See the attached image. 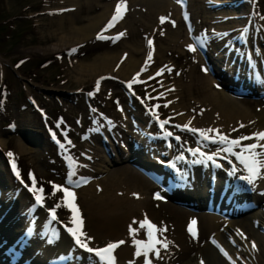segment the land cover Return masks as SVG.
I'll return each mask as SVG.
<instances>
[{
	"label": "bare ground",
	"instance_id": "1",
	"mask_svg": "<svg viewBox=\"0 0 264 264\" xmlns=\"http://www.w3.org/2000/svg\"><path fill=\"white\" fill-rule=\"evenodd\" d=\"M47 1L49 4L43 9L47 15L48 13H51L52 19L48 21L49 23L53 24L54 29L49 31V36L46 37V40H49L52 37V39H55L57 44L52 46L36 47L34 49L40 51V53L43 55L49 54L54 50H60L69 43L72 44L68 45L66 49L75 46L76 51L74 53H78L83 47L90 45V43H95L94 34L99 29H103V25H107L108 21L113 15V7L118 2V0H113V2L106 3L104 5L99 3L101 12L95 15L93 18H86V23L84 25L77 26L71 20L72 15L75 14V12L80 8H83L85 13L89 12L93 5H98L100 0ZM178 1L179 0H126L127 11L125 12L123 19L116 23L115 27H113L114 29H112H124L126 27L125 19L129 14L130 9L134 8L135 5H145V7L148 9V14L147 16H145V14H139V19L136 20V23L138 21V24L143 25L144 30L150 27V35L154 33L153 24L154 26H157L155 29L156 39H154L153 42V64H155L156 61H162L161 59L164 58V54L167 52L188 53V40L185 24L192 23L193 31L198 34V28L195 27V21L199 17V14L201 15V12H199L200 10L203 12L204 20L207 19L209 22H214V19H217V22L221 24L219 26L220 28H216L217 30H214L215 28L210 26L209 30L211 31L209 33L232 28L249 29L248 27L244 26V22L247 20L249 13L244 14L241 10L238 11L236 9L230 8L231 5H228L227 7V10L229 11L225 10L227 13L214 15L213 10H211L209 7H206V0L203 1V5L197 3V0H187L185 11L181 15L180 6L176 3ZM200 1L201 0H199V2ZM213 1H221L224 5L229 2V0ZM259 6L257 7L258 11L260 10ZM68 9H70V11H67ZM218 9L223 10L221 7ZM215 10L216 9H214V12ZM258 11L255 13V17H250V25L252 26L250 29H264V21H262V19L260 20L258 18L259 16H256L258 15ZM85 13L82 14L83 17ZM153 15H157L155 21H151L152 18L150 19V17ZM225 15L230 17V21L225 22L223 20ZM259 15L261 17L262 13ZM243 16L244 18H241L240 20L242 22H234L235 20L233 18L239 20L238 18ZM160 17H168L169 19L167 21L170 23H172L171 21H174L177 25V27L174 26L175 28H171L170 25L166 26L164 29L169 30V32L165 37L160 33V30L164 24L162 27L158 25ZM74 19L76 20L75 17ZM133 22L135 21H132L130 24L128 21V29L134 28H132ZM230 22L233 23L234 26L231 25L232 27L228 26L226 28L222 27L221 29V26L225 25V23L231 24ZM38 25L40 27V24ZM117 32L119 31H116L115 33ZM115 33L107 34L111 35ZM259 36L260 34H258V37ZM208 41L212 44H215L214 46L217 50L207 51L205 52V56L209 62V65L213 66L214 72L218 76L221 86L218 89L212 87L215 81L210 74L206 72L203 73L201 71L202 67L205 68V63L197 52L189 53L191 60H189L185 68L183 67L179 69V75L175 76L172 75L175 61L171 60L170 58H165L161 64H165V66L170 68L171 71L165 70L163 74L159 76V91L161 94H163L165 100L169 101L166 110H170L176 122L181 125H186L189 121H191V127L193 128L200 129L203 127L202 129H218L221 134L226 135L229 138L250 136L253 133L264 131V99H252L226 91V89H228L226 87L233 85L237 87L240 83H243V85L240 84L241 87L237 90L246 91V89H249V87L245 86L246 82L248 81L244 71H240L241 69L237 62L234 60V62L230 64L229 62L231 56L226 57L224 51L220 50L223 43V38L219 37L215 39H209ZM123 48H126L124 49V52L128 51L130 53L126 60L122 57L123 51H121V53H112L111 51H106L97 55L92 60L89 59L81 61L82 63H80L79 66H77L78 68H76L77 75L80 79L89 80L92 74L95 75V73H97L91 80L93 82L101 75L116 76V74H120L124 75L125 78L127 77V79L130 78L133 73L144 66L149 48L144 44L140 47L136 41H132ZM120 59L121 61L123 60V62L120 61L118 63ZM117 63L118 66L116 71L112 72V68ZM152 66L147 67V70ZM156 68L157 67H155V69ZM147 70L144 71V73H142L138 79H143L150 75L151 73L148 74ZM153 72L154 70L152 73ZM222 72H226V74ZM166 73H169V76H166ZM120 79H122V76ZM80 81L83 82L85 80ZM102 86L103 85L101 84V87ZM169 89H174V91H169ZM201 106H205V109L202 112L198 111V108ZM179 111H182L180 116L176 114ZM122 114L117 115L116 113L113 116L115 118L112 119V135L118 140L121 148L125 150L122 153L126 152L124 145L125 143H136L138 146L137 148L132 149V152H134L135 155H138L140 154L139 151L143 152L146 144L143 142V139L140 137V135H138V133L133 134L132 125H128L129 119H127V117L137 119L139 118L140 121H144L145 124H148V116L146 113H144L142 114L143 118H141V115L139 117V115H134L132 112H130L126 114L124 118V115L122 116ZM241 124L245 125V127L241 128ZM15 127L18 128L16 125ZM24 129L26 128L23 126L19 130L23 131ZM234 129H236V131H234ZM124 130H129V132L124 133ZM85 134L87 140H82V154H80L78 161H81L83 164H85L86 168L80 169L79 174L91 177H95L97 175L100 176L99 174L105 171L104 168L110 161L101 149L102 147L100 148L98 146L96 137L91 132H86ZM209 135H213V133H210ZM108 139L109 137L106 138V140ZM107 142L112 151H114L115 148L117 149V145L113 144L112 140L109 139ZM261 143H264V141H261ZM1 144H3V141H0V145ZM23 144L19 140L16 141L15 151L18 154H25V152H28L27 147ZM83 155L89 156V160L83 159ZM135 155H133L134 159L136 158ZM152 156L154 157V155ZM119 157L116 158L119 159ZM140 160L145 161L147 158L146 156H143V159ZM1 164L2 160L0 161V165ZM109 171V177L100 179L98 181H91L86 185L76 189L74 193L75 201L78 199L77 196L80 195L81 201H83V210H85L87 214V218L83 219V231L87 228L86 230L89 236H93L94 238H98L102 234L104 235V233H110L114 235L119 234L121 237L123 236V238L119 237L112 240L117 241L123 239V241H125V243L115 249L113 253L116 258V264H129L130 261H133L134 264H141L145 259L143 256H135L136 248L133 244V236L129 234V225H132L133 228L139 229L135 238L139 240H145L143 237L144 229H140L138 224L134 225L132 222V217L135 216L134 214L139 211L143 212L141 221L145 219L144 211H147L149 212L150 216H152L151 220L155 225H157L158 228H167V231L163 232L162 235L158 234V238L161 240L166 238L167 241L170 242L169 247L167 250L161 248L160 259H156L152 253H150L149 258L152 260V264H200L201 260L204 261V264H228L226 259L221 256L222 251H225L228 256H231L232 258L239 256L244 264H264V236L258 233V228L264 227V206L261 205V203H258L259 196L257 195L258 190L264 189V178H259L258 185L252 190V196L250 199L254 207L248 212L241 213L243 215L237 219H229L206 214L204 211L190 210L189 208L177 205L167 200H152L151 191L148 192L153 188L152 183L140 175L130 164L123 165L119 168H113ZM1 181H3V184L5 185L4 189L2 188ZM96 185H101L100 192L98 190L95 191ZM191 185L196 187L194 184ZM93 186H95V188ZM0 187L2 188V195L4 197L3 199L8 197V194L13 195L15 190L19 191L17 195V203H13V205L8 207L10 209H7V212L5 211V207L2 206L0 212V235H3V237L0 240L1 242L7 238L5 237L7 226L13 223L12 221L14 220H23L22 216H20V212L22 211L20 206H23L24 203H26L27 196L23 190H21L18 185L12 181L8 174L5 173L4 168L0 170ZM197 189L194 190L193 188L194 191L192 189H187L178 194V197L181 196L183 199L196 201L198 200ZM147 194L149 195V199L146 198ZM263 199L264 195L260 201ZM57 204H61V207L58 209H65L61 201H58ZM152 204L158 207L157 210H153L151 208ZM10 217L16 218H14V220L12 219L11 221ZM193 219L197 220L196 239L191 237L187 230L188 222ZM182 221H185L186 223V231L182 230L184 228L181 226ZM222 222L226 223L222 224ZM254 223H257V229L253 228ZM220 224L221 226H219ZM209 233L212 234L215 245H211L208 241H206L204 244L196 243V241L202 238L204 234L207 236ZM240 233L245 234L246 238L243 239ZM105 239L107 241H104V244L111 242L108 241V236ZM231 242L234 243V246L231 245ZM253 242L256 244V250H253L250 247ZM94 243L95 242L92 240L89 243V246L97 247L94 245ZM175 245H177L180 249L178 252L174 251L173 249ZM69 247V239L65 235L60 234L51 246H47V249L42 246L39 248L36 247L34 251L37 253H32L31 256L24 255V259H22L23 256L14 258L9 254L6 256L0 255V257L5 264H17L20 262V260H26L27 257L30 258L28 264H63L64 261L60 262L57 255L63 253L62 251H66V249ZM173 254L177 255L176 258H173ZM65 261L66 262L64 264L71 263L69 259ZM236 262L237 264H241L238 260H236ZM74 263L90 264L91 260H87L85 256H83L81 261H76Z\"/></svg>",
	"mask_w": 264,
	"mask_h": 264
},
{
	"label": "rangeland",
	"instance_id": "2",
	"mask_svg": "<svg viewBox=\"0 0 264 264\" xmlns=\"http://www.w3.org/2000/svg\"><path fill=\"white\" fill-rule=\"evenodd\" d=\"M197 1H198L197 3L203 5V1L205 0H201L200 2L199 0ZM111 2H113V0H100V2H98V5L97 4L93 5L92 8L87 13H85L83 8H80L75 12V14L72 15L71 20L77 26L84 25L86 23V18L89 17L93 18L95 15L101 12V7H99L100 6L99 3H102L104 5L106 3H111ZM48 4L49 2L47 0H0V141H3V144L0 145V161L2 160V164L0 165L1 167L0 170L3 169L4 156L10 157L8 153H12L13 155L11 157L18 164L22 177L27 182L32 184V181L29 178V174L31 173L32 175H34L36 180V187L37 188L42 187L44 190L43 195L45 197V200L47 199L46 204H48V206L54 207L60 199L61 192H57L55 195H52L53 185L62 184L64 169L60 161L54 155L53 147L48 142L47 132L44 130L43 127L44 125L40 121V117L35 113V111H33L31 106L29 105V99L30 98L34 99L36 103L44 110L45 112L44 118L47 120V124L51 125V127H53L54 123H60L62 121L71 127L70 136L72 137L73 144L70 147V151L73 154V156L78 157L81 153L80 149L83 143L82 142L83 133L89 132V130L88 131L86 130L92 128L90 126L91 119L87 113L86 106L83 103L82 96L84 94L89 93V91L91 90L93 83V81L91 80L97 73H95V75L92 74L89 80L80 79L76 73V68H78L77 66H79L80 63H82L81 61L89 60V59L92 60L97 55L104 53L106 51H111L112 53H121V51H123V53L127 54L126 58L124 54L122 55V57L126 60L130 53L128 51L124 52L125 51L124 49L126 48L123 47H125L132 41H136V43L139 44L140 47L143 44L145 45V37L150 36V30H149L150 27L144 30L143 25L138 24L139 23L138 21L136 23V20L139 19V14H143V15L145 14V16H147L148 9L145 7V5H141V4L137 6L135 5L136 8L135 7L131 8L130 12L132 13L129 12V14L126 17L127 20L125 19L126 27L124 29H120L126 32V35L121 39H119L118 41L116 42H111L110 40H109L110 42L95 41V43L93 44L90 43L91 46L87 45L83 47L80 52L73 53L71 55L66 54L67 51L66 48L68 47V45L72 44L69 43L66 44L65 47H63L60 50H54L49 54L43 55L40 53V51L34 49L36 47L50 46V45L52 46L57 44L55 39H52V37L49 40H46V37L49 36L48 35L49 31L54 29L53 24L49 23L48 21L52 19L51 13H48L47 15L43 9ZM205 5L207 4L205 3ZM258 6L260 7V12L262 13V16H264V0H258ZM211 10H213L214 15L227 13L225 12V10L229 11L227 10L226 5L225 8H223V10L218 8L215 10V12L214 9ZM199 12H201V15L199 14V17L196 19L195 21L196 25L194 23L195 27L198 28L197 29L198 31L209 29L210 26L214 27L215 30H217L216 28L221 25L217 22L218 21L217 19H214V22L212 21L209 22V20L207 21V19L204 20V15L202 10H200ZM83 13H85L84 17L82 16ZM156 16L157 15L151 16L150 17V19L152 18L151 21L152 20L155 21ZM74 17L76 18V20L74 19ZM225 17L227 16L225 15ZM128 21L130 24L132 21H135L132 24V28L134 27L133 29L127 28ZM224 21L228 22V20L227 21L224 20ZM262 21H264V19H262ZM38 24H40V27ZM158 25L161 27L163 25L160 23V19ZM168 25H170L171 28L177 27L176 23L174 27L172 23L166 21L160 30L161 31L160 33H163L162 35L164 37L169 32V30L164 29ZM231 25L233 24L225 23V25L221 26V29L222 27L226 28ZM156 27L157 26H154L153 24L154 33H152L151 36L154 39H156V34H155ZM120 30H112L107 33H115L116 31H120ZM172 53L173 52L165 53L164 58H162L161 60L163 61V59L165 58L166 59L170 58L171 60L175 61L173 66L174 70L172 73V75L175 76V75H179L178 73L179 69L183 67L185 68L187 66L189 60H191V57L190 54L186 52L173 53V55ZM56 55H58L59 57H55ZM162 61H156L155 64H153L154 67L152 66L147 70L148 74L152 73V71L155 70V67L161 66ZM114 71H116V67L112 68V72ZM121 76L122 79H120ZM166 76H169V73H166ZM116 78L118 80L127 79V77L125 78L124 75H120V74H116ZM157 78L159 79V84H160V78L159 77ZM80 80H85V81L81 82ZM101 84L103 85L102 86L103 91L101 90L93 98H90L91 105L94 106L100 113L111 116V118L113 119L115 118L113 116L116 113L117 115L123 113L122 116L124 115L125 118V115L130 113V111H132V114L139 115V117L141 115V118H143L142 114H144V112H142V110L139 109L135 103L126 100V97L124 96V93L118 81L108 80L101 82ZM157 85H158L157 80L156 81L154 80L152 82V86L150 87H144V86L138 87L137 93L140 95H146L147 97H150L155 91L151 93H147L148 90H150L151 87ZM74 91H77V93L74 94L73 93ZM157 92H160L159 89L157 90ZM65 93H70V95L68 96L64 95ZM159 98H162L163 101H166L165 97L161 94ZM162 100L159 99L160 102L165 103ZM118 104L123 106L121 112L117 111L116 109V105ZM204 109L205 106H201L198 108V111L202 112L204 111ZM158 111L162 117L171 116V111L166 110V107H164V105L159 106ZM127 119H129L128 125L131 120H134L136 123L138 121L141 123V125L138 126L137 129H134V127H132L133 134L138 133L139 130H141L144 133L145 131H147L148 124H145L144 121H140L139 118L134 119L132 117H127ZM12 122L15 123V125L18 127L17 129H20L24 126L26 129L33 132L34 135L36 136L30 135L27 136L26 141L22 140L16 131H11V132L7 131L6 129L7 124ZM127 132H129V130L126 131L124 130V133ZM17 140L21 141L22 144L24 143L23 145L26 146L28 149L27 153L25 152V154L24 153L18 154L15 151V143ZM107 145L109 150L112 151L109 147L108 142ZM114 151H116V148ZM114 151H112V153H114ZM124 151H125L124 149L121 150V152ZM121 152L120 154L119 153L117 154V152H115L114 157L118 158L120 155V158L121 157L125 158V156H123V153L121 154ZM126 155L128 156V154ZM117 158L114 159L115 161L109 162L104 168L105 171L99 174L100 176L97 175L93 177L92 181H96V180L98 181L100 179L109 177L110 169L119 168L122 167L123 165H129L121 161L120 158L119 159ZM108 159L110 161V158ZM4 171L6 174H8L7 170L4 169ZM1 185L2 188L4 189L5 185L3 184V181H1ZM93 187L95 188V186ZM97 190L100 192L101 185L99 186L96 185L95 191ZM148 192H150V190ZM77 197L78 199L76 202L80 207V211H81V215H83L82 216L83 219H85L87 218L86 216L87 214L85 210H83L84 209V207L82 206L83 201H81L80 195H78ZM146 198L149 199L148 194L146 195ZM259 203H260V198H259ZM151 208L153 210H157L158 207L152 204ZM57 210L61 217L67 215L66 211L60 209ZM144 212H145V216H147L149 219L152 218L149 212L147 211ZM142 213L143 212L139 211L136 214H134L135 216H133L134 218L132 217V222L134 220L137 222L141 221ZM237 218L239 217H236L234 219ZM137 224L139 226V223H135L134 225ZM181 224H182L181 225L182 228L184 227L182 230H185V221H182ZM222 224H224V222H222ZM219 226H221V224ZM86 229H84V232L87 234V236H89ZM104 235L102 234L98 238L97 237L94 238L93 236H89V237H92V240L95 242L94 243L95 246H99V244L101 245L104 244V241H107L105 239L107 236L109 239L108 241H112L113 239L119 237L123 238V236L121 237V235L119 234L114 235L110 233H104ZM205 236L206 235L204 234L202 238L196 241V243L198 244L206 243L207 236L206 237ZM173 249L176 252L180 250L177 245H175ZM176 256H177L176 254H173V258H176Z\"/></svg>",
	"mask_w": 264,
	"mask_h": 264
},
{
	"label": "snow or ice",
	"instance_id": "3",
	"mask_svg": "<svg viewBox=\"0 0 264 264\" xmlns=\"http://www.w3.org/2000/svg\"><path fill=\"white\" fill-rule=\"evenodd\" d=\"M126 11H127L126 0H118L115 6L114 14L112 15L111 19L108 21L107 25H105L104 29H102L101 32L97 34V39L98 40L110 39L113 42H116L122 37H124L126 35V32H120L115 37H108L105 36L103 33L115 27L116 23H118L120 20L123 19ZM168 19H169L168 17H160V23L164 24ZM261 19H264V16H262ZM171 22L173 26H175V22L174 21ZM145 39L147 40V46L149 48L147 58L140 72H138L136 76L128 83L127 87L129 89L132 88L133 84L141 82L138 79V77L142 72L147 70L149 62H151L153 59V51H154L153 40L147 37ZM204 39L205 38H201L200 40H197L196 43L203 46ZM187 49L190 52H195L197 50L194 44H189L187 46ZM71 51L75 52L76 50L72 49ZM126 56L127 54H125V58ZM121 62H123V60ZM165 70L171 71L170 68H167V66H165V68L160 69L156 73V75L157 76L161 75ZM203 70L207 72V68H204ZM149 78L152 79L154 77H149ZM98 88H99V81H97V89ZM169 91H174V89H169ZM89 95H92V93H89ZM167 106H168L167 104L164 105V107ZM155 108H159V105H156ZM152 114L158 120L161 129H164L165 125L169 123V120L160 121L158 113H156L155 111H153ZM175 127L181 128L182 130L190 131L194 134H198L204 141H209L211 143H217L222 145V147L218 150V152L212 155H208L201 152L200 148L188 149V151L193 156H197V154H199V156L202 157V159L194 160L193 163H206L207 161H211L213 164H215L216 163L215 156L222 151L224 153H227L228 155L234 156L236 160H238L239 163L243 165L244 171L247 173V175H241L239 179L246 180L249 184H254L256 179L264 178V143H261V141H264V131L253 133L250 136H240L236 139H230L228 136L221 134L218 129L193 128L191 127V121H189L188 124L186 125L183 126L176 125ZM240 127L243 128L245 127V125L241 124ZM234 131H236V129H234ZM210 133H215L216 135L210 136L209 135ZM164 135L167 138L173 136V133L169 131H165ZM175 139L179 141L180 137L177 136L175 137ZM248 140H253L255 142L250 144H242V141H248ZM68 143L70 144L71 141H69ZM60 146L61 148L64 147V145H60ZM237 148L239 149V151H236ZM8 155L11 157L13 154L8 153ZM178 159H184L183 155L178 157ZM73 163H75V161H73ZM171 166L175 167L174 164H172ZM12 167L15 174L17 175V178H19V172L16 169V165L14 161ZM236 171L237 169L233 167L231 170V174L235 175ZM73 175H75L74 172L69 173V183H71V176ZM29 178L32 181V186L29 187V191L34 194L36 204L43 205L44 202L43 188L36 187L35 177L31 173L29 174ZM21 182L23 183V181ZM76 186H79V184H77ZM57 192L63 193L64 206L68 207L72 212V218L70 223L74 226L73 227L66 226V231L73 238L75 245L78 246L80 249L85 250L87 253L94 255V257L97 258L98 260V264H116V258L113 253L115 249H117L120 245L124 244L125 241L121 240L118 242H109L104 247H95V248L90 247L89 242L92 240V237L87 236V234L83 231V220L81 218L78 206L74 202L75 201L74 192L71 191L68 187H62L60 185L54 184L52 195H55ZM154 198L162 199L159 193H157ZM59 207H61V204H56L54 207H52L49 210L51 221H56L58 219L56 215V209ZM133 223L134 224L139 223V228L146 229V234H147V240L136 239L135 237L138 234L139 229L133 228L132 225H129V234L133 236V244L136 248L135 256L136 257L143 256L145 258L144 264H152V260L149 258V254L153 253L156 259H160L161 248L167 250L169 247L170 242L167 241L166 238L163 240L158 238V234L162 235L163 232L167 231V228H158L157 225L153 224L146 216L144 220L139 222L134 220ZM196 223L197 221L195 219L191 220L187 229L190 235L193 236L194 238L197 236V231L195 227ZM240 235L243 236V233H240ZM53 238L54 239L58 238V233L53 232ZM252 248L254 250L256 249L255 242L252 243ZM225 255H227V253H225ZM129 264H134V262L130 261ZM200 264H204V261L201 260Z\"/></svg>",
	"mask_w": 264,
	"mask_h": 264
}]
</instances>
